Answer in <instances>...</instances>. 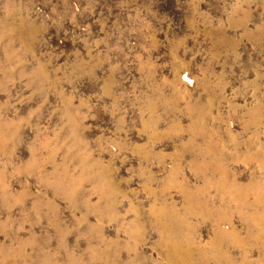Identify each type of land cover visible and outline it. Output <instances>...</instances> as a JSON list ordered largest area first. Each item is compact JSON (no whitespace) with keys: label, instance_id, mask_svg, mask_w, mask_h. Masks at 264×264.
Instances as JSON below:
<instances>
[{"label":"rangeland","instance_id":"374dc122","mask_svg":"<svg viewBox=\"0 0 264 264\" xmlns=\"http://www.w3.org/2000/svg\"><path fill=\"white\" fill-rule=\"evenodd\" d=\"M0 264H264V0H0Z\"/></svg>","mask_w":264,"mask_h":264}]
</instances>
